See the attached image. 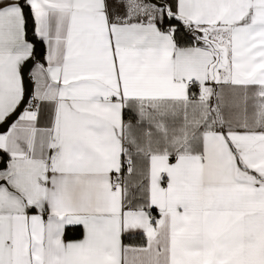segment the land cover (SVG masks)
Listing matches in <instances>:
<instances>
[{
	"label": "snow or ice",
	"instance_id": "obj_1",
	"mask_svg": "<svg viewBox=\"0 0 264 264\" xmlns=\"http://www.w3.org/2000/svg\"><path fill=\"white\" fill-rule=\"evenodd\" d=\"M0 264H264V0H0Z\"/></svg>",
	"mask_w": 264,
	"mask_h": 264
},
{
	"label": "trees",
	"instance_id": "obj_2",
	"mask_svg": "<svg viewBox=\"0 0 264 264\" xmlns=\"http://www.w3.org/2000/svg\"><path fill=\"white\" fill-rule=\"evenodd\" d=\"M141 242V238H137L136 240H134V241H131V243H140Z\"/></svg>",
	"mask_w": 264,
	"mask_h": 264
}]
</instances>
